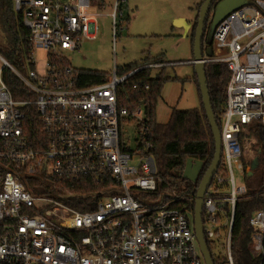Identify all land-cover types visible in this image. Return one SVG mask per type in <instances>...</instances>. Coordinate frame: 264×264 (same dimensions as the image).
Instances as JSON below:
<instances>
[{"label":"built area","instance_id":"built-area-1","mask_svg":"<svg viewBox=\"0 0 264 264\" xmlns=\"http://www.w3.org/2000/svg\"><path fill=\"white\" fill-rule=\"evenodd\" d=\"M11 1L29 31L30 48L24 70L0 54V264H204L193 212L177 205L184 199L177 191L186 185L164 177L146 152L152 144L143 108L129 112L118 102L126 78L142 68L167 67L168 61L122 75L115 70L103 82L78 86L77 70L62 51H79L82 40L95 37L92 1ZM121 2L115 1L110 14L113 44L118 26L127 28ZM248 8L254 14H246ZM212 39L214 49L203 62H223L229 78L219 127L223 172L217 168L206 188L202 231L213 264H236L235 208L248 188L236 186L232 164L246 174L247 134L253 125L264 126V0H248L230 12ZM36 49L46 52L42 74ZM4 67L30 98L13 97ZM26 106L40 120L35 136L24 127ZM128 119L140 132L135 150L123 136ZM80 187L90 190L76 195ZM72 198L82 208L67 203ZM249 225L250 257L264 264V191Z\"/></svg>","mask_w":264,"mask_h":264},{"label":"trees","instance_id":"trees-1","mask_svg":"<svg viewBox=\"0 0 264 264\" xmlns=\"http://www.w3.org/2000/svg\"><path fill=\"white\" fill-rule=\"evenodd\" d=\"M91 1L94 5L100 7L105 4V0ZM202 1L203 0H200L197 5V11ZM215 2L212 3L211 10L205 21L202 38V50L204 52L208 47H211L212 51L214 49L213 39L209 40V29L211 23L210 12L212 13ZM126 7L127 2L123 0V2L120 3V8L123 10ZM197 16L198 12L196 13V21ZM123 20L126 24L128 23V18L124 17ZM195 26L196 22L189 34L191 43H193ZM0 31L5 38L4 44L0 47V54L13 67L24 70L30 48L28 44L29 31L23 26L20 15L14 12L11 0H0ZM166 61L167 60L163 58V56H156L152 59L144 58L141 63L126 66L120 72H117L122 75L142 65ZM166 69V66H162L153 72V68L147 67L139 69L134 74L130 75L120 86L118 91V102L127 107L129 112H132L138 107L143 108L144 122H146L149 127L147 139L152 144L151 148L146 152L154 156L158 163L159 171L164 177L175 184L186 185L184 190L177 191L179 195L184 197L177 205H186L188 209L193 212L198 182L213 158L214 141L202 103L200 106L198 105L199 107L197 106L194 108L178 109L173 107L166 122L155 120V109L161 98L163 85L168 80L177 78L167 76ZM2 73L4 81L16 100L31 97L30 92L27 91L9 68L4 67ZM205 73L212 110L216 122L220 127L225 101V87L229 78V71L223 62H210L205 63ZM75 78L78 86H88L107 80L109 74L98 70L80 69L76 71ZM193 81L198 91L195 74L193 76ZM145 85H148L147 89L144 88ZM198 94L201 102L199 91ZM23 111L25 113L24 127L31 136H35L40 129V120L36 113V109L33 106H26L23 108ZM247 135L257 137V146L260 148L258 168H260L261 163L264 162L262 158L264 154V126H251L250 132ZM187 158H193L203 162V168L197 183H192L177 175V172L183 171ZM250 161L244 162L250 165ZM219 171L223 172L222 158L218 166V172ZM89 190L90 188L80 187L75 188L74 193L80 195L87 193ZM263 191L264 170L257 185L250 189L248 188L246 194L241 196L236 204L232 231V249L236 257L234 258L236 264H257L256 260L250 257L248 251L251 232L249 220L253 212L261 205ZM72 199L73 200L67 199V203L77 209L82 208L78 206L79 204L75 198Z\"/></svg>","mask_w":264,"mask_h":264},{"label":"rangeland","instance_id":"rangeland-1","mask_svg":"<svg viewBox=\"0 0 264 264\" xmlns=\"http://www.w3.org/2000/svg\"><path fill=\"white\" fill-rule=\"evenodd\" d=\"M115 1L105 0L103 6L92 5L88 9L98 26L97 32L93 39L81 41L79 51H62L69 65L76 70L92 69L113 74L115 70L120 72L126 66L141 63L144 58L163 56L168 61L166 75L177 78L163 85L155 109V120L166 122L173 107L186 109L200 106L199 94L193 81V64L189 62L192 58L189 36L192 29H188L185 35L184 27H180L182 24L178 21L181 18L190 20L189 24L193 27L200 0H127V7L123 9L124 17L128 18L127 28L120 31L118 26L113 44L110 14ZM246 14L252 15L254 12L248 8ZM4 41L0 31V47ZM45 53L43 49L35 50L39 74L45 70ZM158 69L154 68L153 72ZM122 131L126 145L135 150L140 144L136 121L128 120L123 124ZM257 145V137L248 136L244 143V161H250L256 156ZM262 158L264 161V154ZM134 159L137 160L136 156ZM263 170L264 162L247 178L237 164H232L236 186L249 189L257 185Z\"/></svg>","mask_w":264,"mask_h":264},{"label":"water","instance_id":"water-1","mask_svg":"<svg viewBox=\"0 0 264 264\" xmlns=\"http://www.w3.org/2000/svg\"><path fill=\"white\" fill-rule=\"evenodd\" d=\"M214 2L215 4L212 9L211 23L209 29V40L212 39V33L214 32L216 25L230 12L242 7L243 5L248 4V0H203L198 10L197 21L194 30V38L192 43V64L194 74L197 79L201 103L203 105L205 115L212 131L214 141V154L210 164L206 168L199 182L198 178L203 168V162L201 160L187 158L183 171L177 172V175L192 183L198 182V188L194 199L192 220L193 229L199 244L200 251L203 256L204 264H213V261L211 259L207 243L204 239L202 231V204L206 188L209 185L221 161V138L219 126L216 122L215 115L212 110L209 90L207 86V78L205 73V64L203 62L204 54L210 56L212 50L211 47L206 48L205 52L202 50V38L204 34L205 21L207 20V15L211 10L212 3ZM178 21L183 24L182 26L184 27L186 35L187 30L192 28L191 25L187 22H184L182 18ZM256 151L257 154L254 158L251 159L249 170L245 174L247 178L253 175V173L259 166L260 148L257 147Z\"/></svg>","mask_w":264,"mask_h":264},{"label":"crops","instance_id":"crops-1","mask_svg":"<svg viewBox=\"0 0 264 264\" xmlns=\"http://www.w3.org/2000/svg\"><path fill=\"white\" fill-rule=\"evenodd\" d=\"M126 2H127V0H126ZM183 19V18H182ZM184 20V22H187L188 24L190 23L189 21L190 20H186V19H183ZM182 24V23H181ZM183 25V24H182ZM182 25H180V27L182 26ZM183 27V26H182ZM192 59V58H191ZM191 59H189V60H191Z\"/></svg>","mask_w":264,"mask_h":264},{"label":"flooded vegetation","instance_id":"flooded-vegetation-1","mask_svg":"<svg viewBox=\"0 0 264 264\" xmlns=\"http://www.w3.org/2000/svg\"><path fill=\"white\" fill-rule=\"evenodd\" d=\"M212 36H213V33H212Z\"/></svg>","mask_w":264,"mask_h":264}]
</instances>
